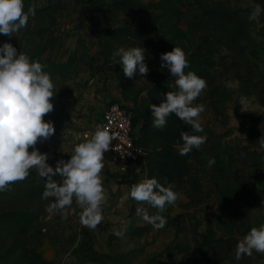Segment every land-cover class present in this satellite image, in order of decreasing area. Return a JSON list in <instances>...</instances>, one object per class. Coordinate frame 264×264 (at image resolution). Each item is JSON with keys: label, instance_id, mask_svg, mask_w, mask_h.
I'll return each mask as SVG.
<instances>
[{"label": "trees", "instance_id": "1", "mask_svg": "<svg viewBox=\"0 0 264 264\" xmlns=\"http://www.w3.org/2000/svg\"><path fill=\"white\" fill-rule=\"evenodd\" d=\"M81 11L90 15V19L99 28V37L125 38L130 46L145 48V62L149 72L145 75L146 82L136 90L132 96L131 109L134 113L136 142L147 149L148 178L155 177L161 183L177 182L185 185L189 204L191 206L204 201V188L200 174L205 166V154L215 158V165L220 174L230 177V173L223 166L222 143L206 133L207 140L199 149H193L187 155L181 156L176 148L181 141V133L187 131L192 134L190 125H186L175 114L167 118L163 128L153 127V117L149 105L160 104L164 93L175 91L174 78L167 69L161 67V54L171 51L175 45L181 47L187 54L189 67L185 71H195L206 81L205 96H200L194 104H203L210 100L214 108L222 115L226 113L228 103L232 100V91L218 77V54L225 46L244 48L245 42L250 40V27L242 14V9L212 6L205 0H77ZM29 0H25V9L33 8ZM35 15L30 16L27 27L18 36L7 37L0 35V44L11 42L18 50L28 54L31 59L39 60L51 77L65 76V70L76 62L73 56L66 63H56L45 57L47 49L57 41L55 26L58 23V3L44 7H34ZM128 12L133 16V25L105 27L101 19L114 15L117 11ZM197 31L198 39L181 25L184 14ZM168 84L172 87L169 88ZM146 94L144 100L141 95ZM49 120V115L44 117ZM141 124V125H139ZM41 152L47 148L38 141L35 145ZM31 150V149H30ZM136 166V165H134ZM134 166L131 170L134 169ZM46 180L35 170L23 181H17L0 192V264H58L47 259L41 249L47 240L57 241L58 231L52 234L47 221L50 215L47 206L53 198L44 199ZM222 207L231 210L235 204L234 189H218ZM158 209L149 207V215H154ZM167 220L165 227L172 223L167 208L162 213ZM226 224V220H223ZM130 226V237H142L153 226ZM90 232L86 231L79 244H73L71 253L82 263L99 264H132L137 250H130L118 254H108L98 251L88 240ZM78 236H74V241ZM199 247L187 242L173 240L161 251L150 255L141 264H162V258L172 259L181 255L186 259L190 254L197 253L199 257L212 264H219L228 258L233 246V238H214V228L209 227L202 235ZM205 248V249H203ZM198 264V263H195Z\"/></svg>", "mask_w": 264, "mask_h": 264}, {"label": "rangeland", "instance_id": "2", "mask_svg": "<svg viewBox=\"0 0 264 264\" xmlns=\"http://www.w3.org/2000/svg\"><path fill=\"white\" fill-rule=\"evenodd\" d=\"M29 1L31 3L41 2V0ZM205 1L212 6L241 8L243 17L250 27V40L244 43V48L225 46L218 54V77L233 93L226 113L224 115L220 114L211 101L207 100L203 103L205 110L199 116V120L208 135L222 143V164L228 169L230 177L227 178L226 175L219 174L215 163L209 167L208 160L212 157L211 154H205V166L200 174L204 188V201L191 206L185 185L173 182L171 185L178 193L179 198L174 205H167L172 223L162 229L153 227L148 233L135 239L130 237L131 229L129 225H149L147 221L142 219V216L137 215L136 210L137 208H143L149 214L150 205L130 198L131 219L129 223H107L104 231L106 233L98 236L99 242L97 245L101 252L108 254L137 250L132 264L145 262L150 255L161 251L173 240L190 243L197 249L199 247L197 240L202 242V235L207 233L209 227L212 226L214 228V238H221L224 235L227 239L233 238V246L228 258L219 264H264V254L255 251L252 256L244 255L239 261L235 259V250L239 240L251 228L264 224V148H261L259 144V139L264 136V14L260 16L258 21L249 19L253 7L257 4L262 6L261 2L264 0ZM133 19V16L128 12L120 10L114 15L102 18L101 23L105 27L113 28L133 25ZM80 22L79 24L83 25L81 19ZM84 24L87 27L92 25L87 22H84ZM181 25L192 34L195 40L198 39L199 31L195 29L193 22L189 20L186 13L182 17ZM92 26L94 27V25ZM91 33L92 30L90 29L89 35ZM101 41L107 51L106 62L108 63L110 60L109 63L112 64L109 66L112 80L118 81L123 87V91H127V94L133 96L136 90L146 82V77L138 73L133 78L126 77L123 66L118 63L119 57L113 58L112 55L120 47L128 48L130 41L127 37L113 38L111 36L105 37ZM97 42L99 43L96 38L94 44L96 45ZM102 58L105 59V56L103 55ZM105 64H96L95 67L102 71ZM62 78L60 83L61 79L59 77L52 78L54 86L58 85L56 95L52 98L54 108L57 102H62L64 97L65 91L62 90L60 85L68 80ZM206 90L207 86L202 91L200 98L205 96ZM145 95H141V100H144ZM129 104L132 106V101ZM53 111L54 109L45 116L49 115L50 119ZM95 119V113L93 112L91 122L88 123L91 124ZM56 134L57 131L53 136L41 141L42 146L53 149L55 146L63 145L66 141L60 139L61 134L59 136ZM46 153L49 156L48 163L55 167L60 158L51 156V151ZM147 162L146 160L144 164L139 165L143 168V171L137 172L133 169L129 172L131 176L130 187L144 178H148ZM144 170L147 173L146 175ZM53 179L59 181L61 177L57 175ZM229 188L234 189L236 192L235 204L231 210L225 211L217 191L218 189L228 190ZM70 211L71 207H67L62 211H53L47 216L46 219L50 228H52V234L55 230L58 231L59 238L54 242L47 240L41 249L42 253L47 259L54 260L58 264H99L82 263L71 253L73 244L80 243L79 237L78 240L74 241V236H78L77 231L86 227L80 221L75 220ZM223 220H226V224L223 223ZM113 228L122 229L123 235L120 237L115 236L112 231ZM87 229H85V232H93V230ZM101 244H103V247H100ZM162 262V264H212L202 260L197 253L190 254L186 259H183L181 255L172 259L163 257Z\"/></svg>", "mask_w": 264, "mask_h": 264}, {"label": "clouds", "instance_id": "3", "mask_svg": "<svg viewBox=\"0 0 264 264\" xmlns=\"http://www.w3.org/2000/svg\"><path fill=\"white\" fill-rule=\"evenodd\" d=\"M264 14V8L255 5L249 19L258 21ZM35 8L25 9V0H0V35L18 36L27 27ZM145 48L131 46L120 47L113 52V58L119 57L124 75L133 78L137 73L145 76L149 72L145 62ZM161 67L167 69L174 78L175 91L164 93L160 104L149 105L153 127L163 128L167 118L175 114L192 128V134L181 133V141L176 145L181 156L193 149H199L207 140L199 120L205 110L203 104L194 101L206 88V81L195 71H185L189 67L186 52L179 46L161 54ZM169 88L172 87L168 84ZM54 81L51 74L39 60H33L25 52L18 50L11 42L0 44V192L17 181L25 180L32 170L44 178L45 191L42 198H53L47 206L48 212L65 210L75 203L82 209L80 222L91 230L103 220L102 206L107 197L103 188L101 171L104 168L105 153L112 149V141L117 138L106 127L97 126L90 137L77 144L68 160H60L53 167L48 163L49 156L35 145L53 136L54 122L45 120L46 114L54 109ZM119 138V137H118ZM264 148V136L259 139ZM132 147L131 145H128ZM31 149V150H30ZM115 150L121 151L115 147ZM139 151V150H138ZM215 158L208 160V166ZM59 175V181L53 179ZM128 196L137 202H146L158 209L149 215L143 208H137V215L156 229L165 227L167 220L162 214L166 205H174L179 198L171 184L161 183L157 178H144L131 187ZM127 198V197H126ZM117 237L123 235L122 229L113 228ZM264 254V224L253 227L239 240L235 250V259L253 252Z\"/></svg>", "mask_w": 264, "mask_h": 264}, {"label": "crops", "instance_id": "4", "mask_svg": "<svg viewBox=\"0 0 264 264\" xmlns=\"http://www.w3.org/2000/svg\"><path fill=\"white\" fill-rule=\"evenodd\" d=\"M76 1L41 0V4L30 2L32 6L37 8L57 3L59 6L57 9L59 19L54 28L58 39L47 49L45 57L56 63H66L73 56L77 58L74 65L65 70V76H62L68 80L60 85L62 90L65 91L64 97L62 102H57L53 115L49 119L54 122L56 135L61 134L60 139L66 142L61 146L48 149L47 152L51 151V156L65 161L70 159L71 153L77 144L83 142L86 136L90 137L92 135L95 125L102 117L103 110L111 101H119L124 105L131 106L129 104L131 100L127 94L125 95L121 84L111 78L109 66L112 64L109 63L110 60L109 64L106 62L107 51L105 45L101 43L99 28L92 22L90 15L82 13L80 5H77ZM261 4V7H264V1ZM80 19L83 25H80ZM84 22L91 23L94 27L92 25L87 27ZM84 27L86 29H81ZM90 29L92 33L89 35ZM96 38L99 43L97 42L95 45L94 40ZM103 55L105 59L102 58ZM104 63L106 64L103 65L102 71L95 67L96 64L102 65ZM56 77L61 79L59 83L62 82L63 78L61 76ZM57 89L58 85H55L54 91L56 92ZM93 112L96 119L89 124ZM60 160L58 159V161ZM139 165L134 166V170L137 172L143 171V168ZM100 175L107 201L102 206V222L93 232L89 230L88 235L89 242L98 251H101L97 245L99 242L98 236L105 235L106 232L104 231L107 223H129L131 219L129 210L131 200L128 194L132 187H130L131 176L129 172H121L118 163L114 159H107L104 162V168ZM70 207V213L75 217V220L80 221L82 209L75 203V199ZM85 229L76 230L80 242L85 235ZM100 247H103V244Z\"/></svg>", "mask_w": 264, "mask_h": 264}, {"label": "built area", "instance_id": "5", "mask_svg": "<svg viewBox=\"0 0 264 264\" xmlns=\"http://www.w3.org/2000/svg\"><path fill=\"white\" fill-rule=\"evenodd\" d=\"M133 119L134 113L131 106L113 100L103 110L100 121L95 125V128L106 127L111 135L117 137L112 141V149L105 153L104 162L111 155L118 163L120 171L125 173L130 172L134 165L144 164L148 154L147 149L136 142L137 135ZM115 147L121 151L115 150Z\"/></svg>", "mask_w": 264, "mask_h": 264}, {"label": "water", "instance_id": "6", "mask_svg": "<svg viewBox=\"0 0 264 264\" xmlns=\"http://www.w3.org/2000/svg\"><path fill=\"white\" fill-rule=\"evenodd\" d=\"M108 159L113 160V157L111 155L108 156Z\"/></svg>", "mask_w": 264, "mask_h": 264}]
</instances>
